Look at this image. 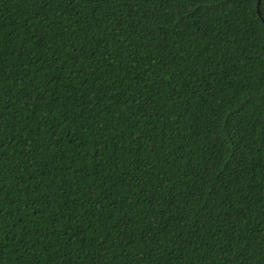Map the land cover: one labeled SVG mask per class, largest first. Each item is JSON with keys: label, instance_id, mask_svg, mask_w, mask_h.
<instances>
[{"label": "trees", "instance_id": "trees-1", "mask_svg": "<svg viewBox=\"0 0 264 264\" xmlns=\"http://www.w3.org/2000/svg\"><path fill=\"white\" fill-rule=\"evenodd\" d=\"M0 264H264V0H0Z\"/></svg>", "mask_w": 264, "mask_h": 264}]
</instances>
